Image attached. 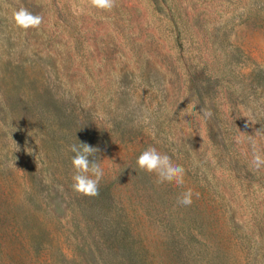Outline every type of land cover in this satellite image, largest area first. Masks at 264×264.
I'll return each instance as SVG.
<instances>
[{
  "label": "rangeland",
  "instance_id": "rangeland-1",
  "mask_svg": "<svg viewBox=\"0 0 264 264\" xmlns=\"http://www.w3.org/2000/svg\"><path fill=\"white\" fill-rule=\"evenodd\" d=\"M20 7L42 16L39 28L14 23ZM170 7L182 41H209L213 26L226 25L219 35L232 43L240 76L226 75L219 51L218 95L233 86L228 76L237 84L264 71V0H116L111 10L90 0H0V264H264V181L240 170L241 138L234 144L222 131L214 148L199 112L216 116L215 106L178 86L164 56L154 58L152 74L167 89L175 136L154 138L157 99L133 39L167 43ZM260 91L242 108L247 130L264 112ZM80 141L99 149L104 175L94 197L71 188L69 146ZM260 141L264 148V135ZM185 143L204 150V166L216 174L209 184L183 160ZM149 146L183 166V185H158L137 167ZM189 188L192 204H178Z\"/></svg>",
  "mask_w": 264,
  "mask_h": 264
},
{
  "label": "trees",
  "instance_id": "trees-1",
  "mask_svg": "<svg viewBox=\"0 0 264 264\" xmlns=\"http://www.w3.org/2000/svg\"><path fill=\"white\" fill-rule=\"evenodd\" d=\"M171 8L173 9V7H170V14L167 13L166 15L168 22L164 27V30H167L168 32L165 38L167 43H165V40H162L160 37L156 39L151 46L148 43L138 42L136 39H133L134 43L138 45L134 47L136 48V51L133 48L134 55L137 57V62L140 65L141 70L143 73L148 74L147 77L150 79L149 81H151L146 83L149 86L147 89L153 92L154 97L157 99L156 104L153 106V113L156 116V123L152 126L153 132L155 133L154 138L162 137L167 143L171 141V136H175V132L173 131L174 126L172 125V123L174 124V119L169 116L171 110L168 102L166 101L167 89L165 88L163 81H159L160 83L158 84V82H156L153 78L155 76L152 74V72L156 70L155 65L153 64L154 58H161V56H164L166 62L163 61V59H160V62L161 64H166L171 74L176 76L178 86L186 84V89L189 92L196 91L199 95H206L215 106L214 111L217 113L216 116H213V114L209 116L207 115L208 112H199V116L205 123L208 135L214 145V148L219 149L222 146V142L219 139V136L222 135V131L225 133L224 137L227 136V138L234 144L238 138H241L242 142L236 143L237 145L234 150L235 154L240 159L245 160V164L242 165L240 170L244 172H248L249 170L253 171V173L261 175V181H264V166L258 170L253 166H251V168L248 167L252 160L253 144H255L256 148L260 150L262 154H264V148L258 147V145H261V136L264 135L263 110L260 109V111L257 112L256 121L255 123H250L251 127H249L248 130L244 125L242 126V123L246 118L242 108L246 107L247 100L250 103L251 101L258 100L260 98V95L262 94L260 90L262 87L264 88V71H259L255 74L252 72L247 75H243V78L239 79L237 84L234 83L230 76L237 77L240 76V74L236 75L234 72L237 68L234 67V61L231 59L230 53L228 52V50L232 47V43L226 39V37L219 35L222 28H225L226 25L213 26L212 30L214 32V38L209 41H182L180 40L181 34L179 27H177L179 33L176 32L175 29V27L178 26V23H173L174 18ZM215 34L217 35L215 36ZM172 38L174 40H171ZM209 49L212 50L213 54V57L211 58L208 57L209 54L205 55ZM219 51H222L225 54L223 61L224 66L227 68L226 75H230L228 76V81L233 85L232 87L227 86V92L220 95L217 93V89H221L218 86L224 85L221 83L223 77L220 75L217 77V70L220 69L217 68V66L219 67V63L217 61V53ZM173 53L178 56L177 60L168 61V58H171V54ZM179 53H181V55ZM185 54H188V61L184 58ZM189 57L191 58V61L189 60ZM156 62H159L158 59ZM184 72H187V76L184 81L181 82L180 75ZM125 74L128 75L127 73ZM249 77L251 78L248 79ZM180 88L181 87H179V89ZM227 95L230 96V98H228L230 100H227ZM221 100H224L223 106L222 103L219 102ZM227 104L228 109L225 107ZM229 110H233L236 115L233 116V114L229 113ZM75 119L79 121L77 117L72 118V121ZM195 119V124H198L196 117ZM185 121L187 120L185 119ZM165 125L170 126L169 128H166ZM255 131H257L261 136L255 135ZM243 132L245 133L244 135H242ZM243 142L246 143L243 144ZM183 147V160L186 162V165L190 167V171H194L195 173L201 172L202 177L199 182L204 180L205 184H209L213 178L216 177V174L213 173L210 176L208 167L204 166L205 164H209V159L203 158L204 150L200 149L197 145H192L190 143H185ZM258 222V226L260 225L259 228L262 229L260 232H263L264 226L262 221L259 220Z\"/></svg>",
  "mask_w": 264,
  "mask_h": 264
},
{
  "label": "clouds",
  "instance_id": "clouds-1",
  "mask_svg": "<svg viewBox=\"0 0 264 264\" xmlns=\"http://www.w3.org/2000/svg\"><path fill=\"white\" fill-rule=\"evenodd\" d=\"M91 6L111 10L116 6V0H90ZM14 23L22 28H39L43 22L42 16L34 14L24 7L14 10L12 13ZM211 115V113H207ZM249 122L254 123L250 119ZM69 150L73 153L71 157V165L74 169L71 176V188L85 196L99 195V182L104 175L101 164L97 162V155L99 149L86 142H79V144H72ZM251 164L255 169H260L264 166V154L260 152L253 144V153ZM136 165L140 170L147 173L154 174L156 183H175L176 185H183L185 169L183 166L173 163L171 157L157 150L154 146H149L136 158ZM193 190L191 188L182 192L176 198V202L183 206H190L193 202ZM198 196V194H195Z\"/></svg>",
  "mask_w": 264,
  "mask_h": 264
}]
</instances>
